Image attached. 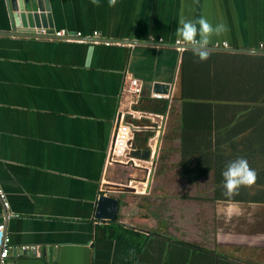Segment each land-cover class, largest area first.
Masks as SVG:
<instances>
[{
	"label": "crops",
	"instance_id": "crops-1",
	"mask_svg": "<svg viewBox=\"0 0 264 264\" xmlns=\"http://www.w3.org/2000/svg\"><path fill=\"white\" fill-rule=\"evenodd\" d=\"M48 3L52 34L96 33L98 43L22 36L0 0V187L8 203L4 209L0 201V223L13 263L201 264L185 243L230 256L233 264H264V204H247L259 208L253 222L229 224L210 242L202 238L198 210L191 213L184 201L173 205L163 192H152L154 170L139 180L146 190H120L109 180L116 164L107 163L114 121L135 107L130 78L141 83L142 95L151 97L156 82L171 86L164 98L169 102L178 95L182 59L192 50L179 52L174 45L180 20L206 17L214 26L225 24L227 31L213 36L209 47L258 50L264 45V0ZM164 131L165 125L161 141ZM100 195L119 201L115 221L95 218ZM111 222L131 234L106 236L102 227ZM23 246L36 253L19 255Z\"/></svg>",
	"mask_w": 264,
	"mask_h": 264
},
{
	"label": "trees",
	"instance_id": "trees-1",
	"mask_svg": "<svg viewBox=\"0 0 264 264\" xmlns=\"http://www.w3.org/2000/svg\"><path fill=\"white\" fill-rule=\"evenodd\" d=\"M186 52L180 67L178 95L171 102L141 95L134 107L153 115L167 114L163 142L168 147L161 149L160 168H164L168 153L173 151L170 143L176 140L179 143L176 151L180 154L178 176L188 185L210 177L213 185L210 201L264 204V55L211 53V60L200 66L195 62L198 56L193 50ZM249 60L254 65L244 64ZM238 61L243 63L236 64ZM227 65L231 66L230 71H225ZM137 124L149 122L142 120ZM153 134L150 130L135 134V154L149 150L147 142ZM241 157L257 172V181L251 187H241L237 194L228 195L222 186V172ZM102 229L111 238L131 234L117 222ZM184 245L196 249L201 264L235 261L205 247Z\"/></svg>",
	"mask_w": 264,
	"mask_h": 264
},
{
	"label": "rangeland",
	"instance_id": "rangeland-1",
	"mask_svg": "<svg viewBox=\"0 0 264 264\" xmlns=\"http://www.w3.org/2000/svg\"><path fill=\"white\" fill-rule=\"evenodd\" d=\"M196 62H198L200 66L206 64V61L201 62L199 58H197ZM240 63L242 64L243 62L241 61L236 62V64H240ZM244 64L254 65V62L249 60L246 61ZM230 70H231V66L227 65L225 71H230ZM151 123L159 124L160 120L154 117L152 118ZM166 123H165V127H166ZM176 145H178L177 141H175V144L170 143L169 147L172 146V149L175 150L177 149ZM167 147L168 145L164 144V142L161 141V143L159 144V149L157 154L158 158L163 153V150L161 149L162 148L167 149ZM169 156L171 157L169 158ZM179 157L180 154L178 151L171 150L168 153L169 160H166L164 162L165 166L163 169L160 168L162 163H160L157 157H156L157 161L153 162V164L155 163V165L152 164L151 166L149 163L147 164L141 163V165L142 167L145 166L149 168V170L151 169L152 173L154 170L153 173L154 183H153V191H152L153 193L156 194L159 192L160 193L163 192V195H165L167 199H169L170 201L173 200L171 202L173 203V205L174 203H176V200L178 201V199H180V201L182 202L184 201L186 204V211H189L191 213H193L194 211L197 212V210L199 211V214L197 216L200 218L201 225L203 228L202 238H205L208 241L213 242L214 235L217 232L223 233L224 229L227 228L226 226H229V224H232L234 228H236L235 226L246 225L247 222H253L251 216L253 214L255 216L256 212H258L259 208L257 206L254 205L248 206L247 204L238 203V202L217 203L214 201H210V198L212 197V188H213L210 177L208 178L206 177V179H202L197 184H193V185H188L185 180L180 179L178 176V167L176 166ZM148 175L149 174L146 171V169L133 167V165L130 164L123 165L117 163L115 168L112 169V172L109 175V180H111V182L113 183H116L118 185L117 188H119L120 190H126V187L132 188L133 186H135L136 190L134 191H141L143 185L139 183L142 182L139 180H142L143 177L147 178ZM130 181L133 182L130 184L129 183ZM153 197L156 198L154 195ZM160 197L158 196L159 200L161 199ZM153 204L155 206L159 204L158 200L154 199ZM173 205L171 206V208H174ZM155 206L147 205L149 213H151L152 211L154 212V209H156ZM189 234L188 236L190 237Z\"/></svg>",
	"mask_w": 264,
	"mask_h": 264
},
{
	"label": "built area",
	"instance_id": "built-area-1",
	"mask_svg": "<svg viewBox=\"0 0 264 264\" xmlns=\"http://www.w3.org/2000/svg\"><path fill=\"white\" fill-rule=\"evenodd\" d=\"M35 36L37 35H45L47 32L45 29H34ZM54 38H61L64 41L67 42H81V43H98V40L94 39L97 37V34L94 33L92 36L83 37L79 33L75 35H70L65 33L64 31L55 32L52 34ZM107 43V42H105ZM174 45L179 52H183L184 50L188 49L189 47H192L190 45L184 44V43H177V41L174 42ZM222 48H226V44L221 45ZM260 51H264V45L261 44L257 48ZM127 91L132 97H134V101H132L133 104L136 105L138 102L137 100L143 93V89L141 86V83L135 79L130 78L129 79V85L127 88ZM152 98L160 99L162 96L160 95H151ZM158 118L160 120V123H151L152 118ZM148 121V125H140L137 124L139 121ZM166 121V116L161 115H153L150 113L141 112L135 109H131L127 113H120V115L116 118L113 124L112 129V135H111V141L109 144L108 152H107V163H119L123 165H133V167L137 168H146L148 172V176L151 175L152 171L151 169L141 165L149 163L151 166L153 164V158L156 159V152L158 154V139L162 134V125ZM144 130H150L153 131L154 134L152 137L148 139L147 146L150 151V158L149 161H145L143 159H140L136 156L135 149L133 147V140L136 133L144 131ZM156 156V157H155ZM154 165V164H153ZM146 180H148V177ZM133 181H130L131 184ZM140 183V182H139ZM133 189L136 190V187L133 186ZM143 188L146 190V184H144ZM143 189V190H144ZM0 201L2 204V207L4 209H8V203L6 201L5 193L0 187ZM13 247L10 244V240L8 235L5 232V225L3 223H0V264H14L13 260L11 259L10 252H12ZM36 247L34 246H23L16 249L17 253L19 255H24L26 253L33 255L36 253Z\"/></svg>",
	"mask_w": 264,
	"mask_h": 264
},
{
	"label": "water",
	"instance_id": "water-1",
	"mask_svg": "<svg viewBox=\"0 0 264 264\" xmlns=\"http://www.w3.org/2000/svg\"><path fill=\"white\" fill-rule=\"evenodd\" d=\"M6 7L11 24L19 29V34L22 36L35 35L33 29H45L46 34L43 37L52 34V19L50 14V7L48 0H5ZM213 52H227V53H239V54H252V55H264V51L252 50V49H236V48H220L209 47ZM192 49V47H191ZM171 86L163 83H153L151 93L153 95H160L162 98H169L171 96ZM164 124L161 131L163 132ZM162 135V134H161ZM161 136L158 139V149ZM157 156V152H156ZM155 156V157H156ZM150 151H146L142 155V159L149 161ZM155 162V158H153ZM155 164V163H154ZM151 178V177H150ZM149 178V179H150ZM127 190V189H126ZM134 189L131 188L130 191ZM119 207V201L116 198L106 195H100L96 202L95 218L106 219L115 221L117 218V212Z\"/></svg>",
	"mask_w": 264,
	"mask_h": 264
},
{
	"label": "clouds",
	"instance_id": "clouds-1",
	"mask_svg": "<svg viewBox=\"0 0 264 264\" xmlns=\"http://www.w3.org/2000/svg\"><path fill=\"white\" fill-rule=\"evenodd\" d=\"M99 2L100 0H91V3L97 7ZM116 2L117 0H108L110 7H114ZM179 24L176 29V35L179 37L177 43L192 46L193 53L201 62L207 61L211 56L212 50L209 48L211 38L227 31L225 24L219 23L214 26L206 17H200L195 21L181 19ZM222 177V186L226 193L234 195L241 187L253 186L258 174L250 167L247 159L241 157L228 164L226 170L222 172Z\"/></svg>",
	"mask_w": 264,
	"mask_h": 264
},
{
	"label": "flooded vegetation",
	"instance_id": "flooded-vegetation-1",
	"mask_svg": "<svg viewBox=\"0 0 264 264\" xmlns=\"http://www.w3.org/2000/svg\"><path fill=\"white\" fill-rule=\"evenodd\" d=\"M213 227V226H212Z\"/></svg>",
	"mask_w": 264,
	"mask_h": 264
}]
</instances>
